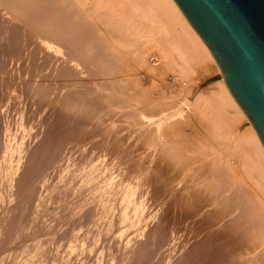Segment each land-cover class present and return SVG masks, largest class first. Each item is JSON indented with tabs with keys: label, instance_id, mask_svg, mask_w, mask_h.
<instances>
[{
	"label": "bare ground",
	"instance_id": "obj_1",
	"mask_svg": "<svg viewBox=\"0 0 264 264\" xmlns=\"http://www.w3.org/2000/svg\"><path fill=\"white\" fill-rule=\"evenodd\" d=\"M17 243L0 264H264V145L174 0H0V250Z\"/></svg>",
	"mask_w": 264,
	"mask_h": 264
},
{
	"label": "water",
	"instance_id": "obj_2",
	"mask_svg": "<svg viewBox=\"0 0 264 264\" xmlns=\"http://www.w3.org/2000/svg\"><path fill=\"white\" fill-rule=\"evenodd\" d=\"M264 145V0H174Z\"/></svg>",
	"mask_w": 264,
	"mask_h": 264
},
{
	"label": "rangeland",
	"instance_id": "obj_3",
	"mask_svg": "<svg viewBox=\"0 0 264 264\" xmlns=\"http://www.w3.org/2000/svg\"><path fill=\"white\" fill-rule=\"evenodd\" d=\"M153 53H156V52H153ZM152 60V59H151ZM143 70H145V69H143ZM142 69L141 70H139L138 71V74H139V72H140V78L143 80V81H146L145 79H146V77L148 78V74H147V72L146 71H143ZM146 72V73H145ZM211 73H212V71H210ZM209 72V73H210ZM145 73V74H144ZM210 73V74H211ZM142 74V75H141ZM147 74V76H143V75H146ZM210 74H208V73H206L205 74V76L204 75H201L200 76V80H198L199 82H197V87H195L196 88V90H198V87H199V89L201 88L202 90H204L205 91V94L206 93H208V91H210L211 89H214L213 87L215 86L214 85V82H215V80L218 78V74L217 73H212L211 75ZM175 74H173L172 75V73H170L169 72V74H167V76H166V83L167 84H169V81H170V83L172 82V78H173V76H174ZM145 78V79H144ZM202 78V79H201ZM195 85V86H196ZM214 85V86H213ZM203 91V92H204ZM189 97H191V95H189ZM175 98V97H174ZM172 99L176 104H178V100L177 99H179V98H175V99ZM176 100V101H175ZM180 100V99H179ZM171 100H169V102H170ZM172 102V101H171ZM174 102H172V103H174ZM175 104V105H176ZM174 105V104H173ZM174 107V106H173ZM157 112V111H156ZM155 112V113H156ZM160 112V111H159ZM158 112V113H159ZM154 113V114H155ZM164 113V112H163ZM157 114V113H156ZM160 114L162 115V113L160 112ZM160 114H157V115H160ZM198 126H200V127H198ZM197 127H198V129L201 131H203V135H205L206 136V132H204V129H203V127L201 126V125H198ZM191 129H192V127L191 126H189V128L187 129V133L189 132V131H191ZM123 131V133H121V135H123V136H125L126 134L128 135V133L127 132H129V130L128 129H122ZM201 131V132H202ZM125 134V135H124ZM19 244V245H18ZM22 245H25V244H21V243H17V244H14V246L12 245L10 248H8L9 249V251H5V250H0V254L1 253H3V255L1 254V256H4V254H5V256H10V255H12V256H10V258H9V260L7 261L8 263H10V261L13 259V258H15L14 256H17L18 255V253H20V251H21V248H22ZM13 247V248H12ZM7 249V250H8ZM20 249V250H19ZM2 251V252H1ZM5 251V252H4ZM17 251V252H16ZM100 256L101 255V253H94V254H92V259H91V262L89 263V264H94V263H96V264H99V260L96 258V256ZM1 256H0V258H1ZM21 259H23V258H21ZM1 260V259H0ZM88 264V263H87Z\"/></svg>",
	"mask_w": 264,
	"mask_h": 264
}]
</instances>
